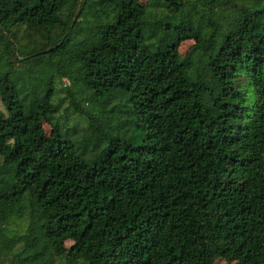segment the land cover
Listing matches in <instances>:
<instances>
[{"label": "trees", "instance_id": "trees-1", "mask_svg": "<svg viewBox=\"0 0 264 264\" xmlns=\"http://www.w3.org/2000/svg\"><path fill=\"white\" fill-rule=\"evenodd\" d=\"M0 107V264H264V0H0Z\"/></svg>", "mask_w": 264, "mask_h": 264}, {"label": "rangeland", "instance_id": "rangeland-1", "mask_svg": "<svg viewBox=\"0 0 264 264\" xmlns=\"http://www.w3.org/2000/svg\"><path fill=\"white\" fill-rule=\"evenodd\" d=\"M139 2L143 4L144 0H139ZM7 37L13 44V47L21 48L22 46L28 45L31 42H35V44L39 43L37 42L39 41L38 36L34 34L33 37L27 38L23 30L17 31L14 37H12L10 34L7 35ZM192 45H193L192 40H185L181 42L177 47L178 55L184 56L189 51ZM37 46L38 48H40L41 44H38ZM14 66L16 67L15 70L16 76L20 77L23 81H25L24 86L26 88L30 86H35V84L38 83L37 79L28 78L27 74L24 73L25 70H30L31 72H33L34 70L37 69L36 67L32 66L28 68L27 65L23 66L21 63H17ZM52 88L54 91H56V94L53 97L52 102L55 103L59 99H61L60 109L54 119L55 124L63 130L66 129L68 133L71 134L70 137H72V139L80 138L86 129V123L84 119H82L77 113L73 112V108L69 106V100L71 96H69L65 92V89L68 88L69 92L75 95L73 99L74 102L79 104V108L85 110V109H91L92 107L86 102V100L82 102L79 101L80 98L76 94L79 91L78 88L70 84L65 79L53 80ZM38 130L44 137H47L51 131V125L44 121H41L38 126ZM69 244L70 243L67 242L66 246L68 247ZM236 263H237V259L235 258H230L227 260L216 259L214 261V264H236Z\"/></svg>", "mask_w": 264, "mask_h": 264}]
</instances>
